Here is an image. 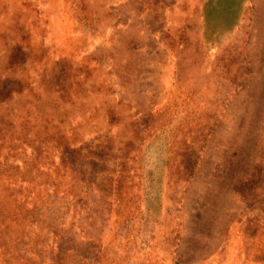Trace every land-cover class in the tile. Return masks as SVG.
I'll list each match as a JSON object with an SVG mask.
<instances>
[{
  "label": "rangeland",
  "instance_id": "obj_1",
  "mask_svg": "<svg viewBox=\"0 0 264 264\" xmlns=\"http://www.w3.org/2000/svg\"><path fill=\"white\" fill-rule=\"evenodd\" d=\"M0 264H264V0H0Z\"/></svg>",
  "mask_w": 264,
  "mask_h": 264
}]
</instances>
